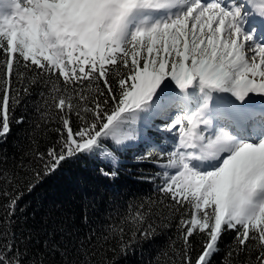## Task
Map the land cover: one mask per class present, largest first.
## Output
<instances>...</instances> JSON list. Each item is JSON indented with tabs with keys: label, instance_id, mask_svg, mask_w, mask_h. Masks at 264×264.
I'll return each instance as SVG.
<instances>
[{
	"label": "snow or ice",
	"instance_id": "1",
	"mask_svg": "<svg viewBox=\"0 0 264 264\" xmlns=\"http://www.w3.org/2000/svg\"><path fill=\"white\" fill-rule=\"evenodd\" d=\"M254 29L264 34V0H0V143L23 124L16 109L33 87L60 125L23 175L0 170V264H44L26 259L13 231L27 195L70 164L114 179L123 153L159 148L150 132L172 134L166 159L152 162L182 213L181 264H213L226 233L222 264H264V42ZM152 211L141 205L134 222ZM72 252V264H91L82 241Z\"/></svg>",
	"mask_w": 264,
	"mask_h": 264
},
{
	"label": "trees",
	"instance_id": "2",
	"mask_svg": "<svg viewBox=\"0 0 264 264\" xmlns=\"http://www.w3.org/2000/svg\"><path fill=\"white\" fill-rule=\"evenodd\" d=\"M41 92L46 90L33 87L29 95L22 97L16 118L23 117L24 122L14 123L7 140L0 143V170L23 175L36 163L33 153L45 152L57 141L55 129L60 125L50 119L57 110ZM71 118L77 119L74 114ZM149 135L155 137L159 148L152 151L137 144L123 153L114 179L98 176L96 163L70 164L20 202L13 231L28 261L42 258L44 264H72L76 259L72 247L79 248L82 241L91 264H181L177 253L182 247L178 227L182 213L172 211V202L159 191L162 181L157 173L162 169L152 162L166 159L160 157L159 149L171 150L168 138L172 134ZM149 151L152 159H138ZM141 205H151L153 211L138 225L133 217ZM149 224L154 235L144 240L138 229L148 228ZM46 241L67 247L68 256L53 254L45 248ZM232 243V233H226L213 264H222L223 254ZM192 245L199 251L201 237L192 240Z\"/></svg>",
	"mask_w": 264,
	"mask_h": 264
},
{
	"label": "rangeland",
	"instance_id": "3",
	"mask_svg": "<svg viewBox=\"0 0 264 264\" xmlns=\"http://www.w3.org/2000/svg\"><path fill=\"white\" fill-rule=\"evenodd\" d=\"M244 27H245V28H247V27H248L247 23H245ZM255 39H256V38H255ZM172 86H173V88H174V85H172Z\"/></svg>",
	"mask_w": 264,
	"mask_h": 264
},
{
	"label": "bare ground",
	"instance_id": "4",
	"mask_svg": "<svg viewBox=\"0 0 264 264\" xmlns=\"http://www.w3.org/2000/svg\"><path fill=\"white\" fill-rule=\"evenodd\" d=\"M261 34V33H260Z\"/></svg>",
	"mask_w": 264,
	"mask_h": 264
}]
</instances>
